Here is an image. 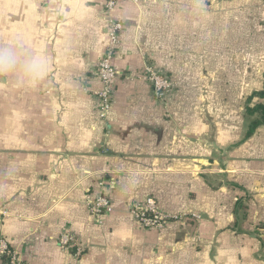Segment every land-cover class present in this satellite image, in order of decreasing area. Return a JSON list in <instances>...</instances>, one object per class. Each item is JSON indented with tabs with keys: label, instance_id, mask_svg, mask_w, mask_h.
Returning <instances> with one entry per match:
<instances>
[{
	"label": "crops",
	"instance_id": "crops-1",
	"mask_svg": "<svg viewBox=\"0 0 264 264\" xmlns=\"http://www.w3.org/2000/svg\"><path fill=\"white\" fill-rule=\"evenodd\" d=\"M105 1L0 0V45L49 60L35 89L0 83V239L25 264H264V124L244 138L246 99L264 90V0H119L102 118ZM145 61L173 80L161 103ZM98 192L112 208L100 220L86 204ZM147 197L200 219L144 229L127 207Z\"/></svg>",
	"mask_w": 264,
	"mask_h": 264
},
{
	"label": "built area",
	"instance_id": "built-area-1",
	"mask_svg": "<svg viewBox=\"0 0 264 264\" xmlns=\"http://www.w3.org/2000/svg\"><path fill=\"white\" fill-rule=\"evenodd\" d=\"M118 1H105L104 11L107 17V47L95 68L96 76L101 84V89L95 93V98L98 102L99 113L102 118L105 117L113 104L115 93L113 85L119 75L118 71L112 65V59L115 55L116 47L120 43L124 25L121 21L111 16L118 5ZM140 76L150 85L153 98L157 102L159 101L161 103L166 100V97L174 88L173 80L152 63L145 61ZM102 184L103 181L99 183L100 187ZM86 204L88 212L99 220L103 215L110 213L112 210L110 200L99 192L95 193L93 197L88 198ZM127 211L135 223L147 230L163 231L173 221L182 222L189 219H199L196 214L171 215L164 213L158 207L157 201L153 197H147L143 201L130 203ZM57 243L62 250H71L78 245L77 238L66 228L58 234ZM0 259L2 260L1 264H25L20 260L16 251L9 249L6 241L3 239H0Z\"/></svg>",
	"mask_w": 264,
	"mask_h": 264
},
{
	"label": "clouds",
	"instance_id": "clouds-1",
	"mask_svg": "<svg viewBox=\"0 0 264 264\" xmlns=\"http://www.w3.org/2000/svg\"><path fill=\"white\" fill-rule=\"evenodd\" d=\"M49 60L19 41L0 45V83L11 80L17 87L35 89L48 76Z\"/></svg>",
	"mask_w": 264,
	"mask_h": 264
},
{
	"label": "trees",
	"instance_id": "trees-1",
	"mask_svg": "<svg viewBox=\"0 0 264 264\" xmlns=\"http://www.w3.org/2000/svg\"><path fill=\"white\" fill-rule=\"evenodd\" d=\"M115 68V67H114ZM116 69V68H115ZM117 70V69H116ZM141 74V73H140ZM166 75L170 77V74L168 71L166 72ZM119 76H117L118 78ZM115 86V82L113 87ZM259 97V98H264V90L259 93H253V95L247 97L246 99V106H245V115L247 119L249 118V122L246 125L245 133H244V138H248L251 136V134L261 125L264 124V105L261 103H257L254 105H250L251 101L253 98ZM243 138V139H244ZM4 261V259H3Z\"/></svg>",
	"mask_w": 264,
	"mask_h": 264
},
{
	"label": "rangeland",
	"instance_id": "rangeland-1",
	"mask_svg": "<svg viewBox=\"0 0 264 264\" xmlns=\"http://www.w3.org/2000/svg\"><path fill=\"white\" fill-rule=\"evenodd\" d=\"M198 217H199V219H200V216H199V215H198ZM199 219H197V221H198Z\"/></svg>",
	"mask_w": 264,
	"mask_h": 264
}]
</instances>
